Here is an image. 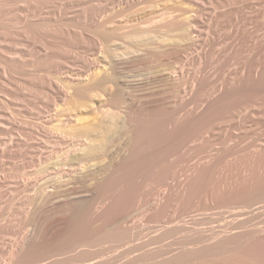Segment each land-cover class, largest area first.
I'll list each match as a JSON object with an SVG mask.
<instances>
[{"label": "bare ground", "instance_id": "6f19581e", "mask_svg": "<svg viewBox=\"0 0 264 264\" xmlns=\"http://www.w3.org/2000/svg\"><path fill=\"white\" fill-rule=\"evenodd\" d=\"M0 94V264H264V0H0Z\"/></svg>", "mask_w": 264, "mask_h": 264}, {"label": "rangeland", "instance_id": "374dc122", "mask_svg": "<svg viewBox=\"0 0 264 264\" xmlns=\"http://www.w3.org/2000/svg\"><path fill=\"white\" fill-rule=\"evenodd\" d=\"M235 63H236V65H234V62H233V65L232 66H230L229 67V69L227 70V72H225V74H227L228 73V71L229 70H234V69H236L237 68V66H238V64H237V62L235 61ZM195 67H196V69H197V65L196 66H191L190 68H189V72H191V73H193V72H195L196 71V69H195ZM192 68V69H191ZM234 68V69H233ZM188 85H190V84H188ZM9 97L8 96H6V95H2V94H0V100H2L3 101V103L4 104H7L8 105V102L10 101V99H8ZM0 125H2L1 123H0ZM2 126H4V127H6V125H2ZM2 137V140H3V143L0 145V149H2V148H4L5 147V145L7 144V143H9L10 141H11V137H9V136H7V135H2L1 136ZM15 137V136H14ZM245 142H243V144H244ZM242 145V144H241ZM191 161V162H190ZM190 161H188L187 162V164L189 165V164H193L195 161H196V159H194V160H190ZM190 162V163H189ZM180 178L182 179L183 178V176L181 177L180 176ZM0 205H2L3 207L4 206H6V200H5V198H2L1 199V204ZM17 205V206H16ZM14 207L16 208H13V210L12 209H10L9 210V212H8V210H6L5 212H7L6 213V215L8 214V216H9V218H8V216H7V218L9 219V220H11L12 221V218L14 219L12 222H14V221H16L15 220V217H16V219L18 218V217H20L19 215H18V213H19V211H20V207H19V204H16ZM16 214V215H15ZM18 216V217H17ZM11 237V238H10ZM15 239V236H5L3 239H0V250H5V248L7 249V246H8V244H11L12 242H13V240ZM7 244V245H6ZM1 252V254H0V263H3V259L1 258V255H2V251H0Z\"/></svg>", "mask_w": 264, "mask_h": 264}]
</instances>
